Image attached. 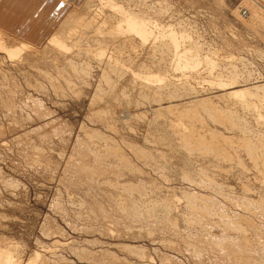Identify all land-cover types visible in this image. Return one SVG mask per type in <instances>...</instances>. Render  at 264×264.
<instances>
[{
  "label": "rangeland",
  "instance_id": "374dc122",
  "mask_svg": "<svg viewBox=\"0 0 264 264\" xmlns=\"http://www.w3.org/2000/svg\"><path fill=\"white\" fill-rule=\"evenodd\" d=\"M8 1H12V0H8ZM8 1L4 0V2H6V3H8ZM148 1H153V0H148ZM157 1L158 2H156V8L158 7L157 5L159 4L158 9L160 11L163 9L162 12H165V11H167V9H169V7H170V9H169L170 11H167V12L173 14L172 12L175 11L173 14V16L175 18L172 16V19H173L172 21L175 20L174 26H176V29H178L179 31L188 32L191 36V39L192 40L194 39L195 42H197V40H198L197 43L203 45L201 52H199L201 54V56L205 57V56L209 55L210 57H213L214 59L216 57L215 61L219 65V67L216 64L214 69H213L215 71L214 72L213 70H210L209 68H207L206 63H204L205 61H203L200 63L201 65H199L198 67L195 68L196 71H194L195 69L194 70L189 69L186 71L185 75L184 74L182 75V72H176L175 73L173 68L168 69L170 64H164V65H162V67L160 66L161 72H159V74L163 73L162 76L164 75V77L166 79L163 81V83L157 82V83H154L155 86L154 85H152V86L150 85L149 87L143 86V88H142L139 86V84L135 85L134 83L129 81L127 83L128 87L126 86L127 87L126 90L129 89L127 92H129V91L131 92L132 90L134 91V93H133V91L131 92V93H133L132 95L129 92V94L132 96V97L130 96V99H132L133 102H131V104L129 103L130 106L128 104H126L124 106L123 105L117 106L116 113H117V115H119L121 117V119H119L120 117L118 116L119 118H115V120L113 122V125L115 124L116 130H114V129L112 130L111 128H108V126H106L105 123L103 122L104 119L99 120L98 117H96V116H98V114L95 115V113H94L93 105L91 106V104H90L91 102L93 103L94 100H92V99L95 98L94 96H95L96 92L99 93V88H100L99 86L102 85L100 83V78L102 76L103 71H101L100 68L99 69L95 68L96 71L98 70L99 72L98 71L94 72V74H92V77H90V80L92 82L91 84L93 86H91V85L85 86L82 89L83 90L82 95L80 93L79 95H81V96H79V95L77 96V95H74V92H70L68 89L63 88V91H62V89H61L62 87H60L61 90L59 89L61 91V93L59 92V90L55 91V89L52 88L53 86H51V84H49L50 82L48 83L47 78H45L43 75L41 76L42 78H40V76H35V74L33 73L35 70H31L30 72H32V73L29 72V74H28L29 76L28 75L27 76L29 78L33 77L32 79L35 82V84L37 83L36 85H41V88H40L41 90H39L37 88L35 89V87H33V86L27 87V85L25 84V78L22 77L21 74L18 72L19 71L18 68L21 66H15V65H18L19 63L16 61H13L14 63H11L7 58H4L5 60L1 61V65L4 68H7L6 69L8 71L7 73L10 72L11 73V74L9 73L10 76L13 77V75H14V81H18V85L15 86L16 89L14 88V90H15L14 93L17 94L15 96V101L17 102L16 105L14 106L15 108L10 107L11 109H9V106L7 105L8 106L7 107L5 105V103L2 102V100L4 98L6 99L7 97L4 96L2 91H1L2 95H0V97L2 96L0 98V215H1L0 216V243H1L0 245L3 246V244H5V249H7V248H12V250L14 249L13 250L14 260L16 259V262L17 261L18 262L17 263L14 262L13 264H28V262H30L32 259H35V264H64V263L65 264H92V263L96 264L98 261L104 262L103 260H105V261L109 260L110 264H112V263L118 264L113 259V257H115L114 256L115 254H116V258H119L121 260L125 259L124 261H128L132 264H133V261L134 262L136 261L137 264H140V263H138L140 261L142 262V264H182V263L183 264H203V263L206 264L205 263L206 260L208 261L207 264H217V263L219 264V262L222 261L223 258H224V260H226L224 254H221L222 256L224 255L223 258L221 256V259H222L221 260L220 254H218L216 252L213 254L216 257H213L212 253L214 251L212 249L207 250L206 251L207 254L204 253L207 248L210 249V247H211L208 243H210V241L214 242V239H216V237H217L216 235H218L217 229L216 230L211 229V231L210 230L208 232L204 231L202 233L201 231L195 230L196 229V225H195L192 227L190 226L189 230H186V233H185V230H183V233H182V229L180 228V236H181L180 237L179 234L173 235L174 233L172 232V230L170 232H167V230H164L165 232L163 230L160 231L157 228L153 227V225L151 223H148V222H147V224L145 222H143L145 225L144 224L142 225V223L139 222V223H141L139 225V223H137L138 221H135V220H132L133 223L136 222L134 224L129 222V221H131L129 219H128V221H126L127 218L126 219L123 218V216H124L123 212H121L119 210V207H118V205H116V202H114V200H110L107 192H105L104 190L102 191V188L99 186L101 184V182L103 180H105L106 176H109V178H112L113 174L107 175L106 173H104L105 174L104 175L102 173L103 175L101 174V176H100L101 182H99L100 183L99 185L97 183L95 184L94 181L90 182L89 179H86V181H89L91 184L94 183V185H91V184L89 185V183L88 184L80 183V182L75 183L74 181L73 182L69 181L71 176L73 177V175L74 176L77 175L76 172L75 173L72 172L74 170L72 168H77L76 163L78 165V164H80V162L82 163V161H87V159H88L87 156L91 152L90 150H88V147L85 148L84 142H85V140H86V142L89 141L88 139H90V138H88L89 135H86V137H84V135L86 133H85V129H83V128H86L89 131H91V130L93 131L94 129L100 130L99 132H103V133L107 134L109 137L113 138L112 139L113 141L115 140L118 143L119 142L121 143L122 139H125L129 142H133V143L135 142V144L137 143V145H139V146L140 145L143 147L147 146V148L150 149V151H153V154L155 156H157L160 153V152H157L159 150L158 148H160V146H159L160 144L155 145L154 142H150L151 138L153 137L152 131H154V129H155L154 124L151 125L150 121L152 122L155 120L157 123L158 122L163 123L162 118H160V119L157 118L160 115V113L162 114V112H164L163 110H159L160 105H162V107L165 106V108H166V107H169V105H171L172 103L174 104L177 102V104L178 103H185L183 105L187 104L189 106V105H193L194 103H197L198 100L201 99V97L202 98L208 97L210 99L212 98L213 100H216V101H213V100L212 101L214 103L216 102V104H219L221 106H224V104L227 105L229 103L228 105H232V106L234 105L236 107H239L240 109L239 108L238 109L241 112H245L246 115H248L247 116L248 119L252 115L251 111L254 110V108H253L254 104H252V106H251V104L247 105V107H246L247 109L246 108L242 109L243 110L242 111L241 107H244L246 105L242 106L241 101H237V100L235 101V99H234V101H235V103H234L233 98H231V99L225 98L224 99L223 97H221V95L224 92L231 90L232 88H233V90L236 88L237 89L242 88L243 90H246L248 92V88L251 85H252V87H253V85L255 86L258 84H261V85L263 84V86H264V59H263L264 58V24H262V23H264L262 21V19H264L263 18L264 17V0H187V1L186 0H170V1L168 0V2H167V0L166 1L165 0L164 1L163 0H157ZM160 1L161 2L163 1L162 2V9H161V4H160L161 2ZM165 2L170 3V5L168 6V4H166ZM26 3H27L26 0H17V2L14 5L16 6L17 4H19V7H17V8L12 7L10 12L5 10L6 14L7 13L9 14V15H7L8 18L11 17L10 21H12L14 23L19 21L20 15H18V14H19V12L22 11L23 8L26 7ZM74 3H72V4H74V7H76L78 5H81L83 3V0L79 1V2L75 1ZM134 4L138 7L140 6V3L138 1H136ZM163 5H165L166 8ZM171 6H173V7H171ZM253 6H254V8H253ZM9 8H10V5L6 9L9 10ZM94 8H96V7H94ZM94 8L93 7L92 8L91 7H85L83 4V6H81L77 10V13L80 14V16L84 17L83 20H85V22L89 21L92 24L97 23L96 24V26H97L98 24H101L105 19H107L108 15H109V13H108L109 11L107 9H103V8L101 9L99 7L95 10H94ZM134 8H135V6H134ZM14 10H17V12H14ZM252 10H254V11L256 10V13L254 16L255 17L254 21H252L249 18V15L251 14L250 12ZM67 12L62 17V19H64L66 17ZM180 15H181V17H180ZM259 16L262 17V19L260 18L261 21L256 19V17L258 18ZM178 17H179V20L177 19ZM8 21H6V22H8ZM251 21H252V23H251ZM253 22H255V23H253ZM0 23H2V22H0ZM59 23H60V21H59ZM59 23L55 26V28L52 30V32L50 34H52L54 32V30H56L57 27H59ZM9 24H10V27H12V23H9ZM86 32H87V35H85V38H84V42H85L84 47L85 48L89 47V48H91V50L95 51L96 45L94 44L93 40L89 38L90 36H93L95 31L91 32V30L90 31L88 30V31H85L84 33H86ZM81 34H77V35H81V36L84 35L83 33H81ZM37 38H39V37L37 36ZM46 38H44L43 41L41 43H39L40 47H38V49H39L38 52L36 50H34V52H35L34 55L36 57H32V58H35L34 59L35 61H33V63L34 64L36 63L37 65L41 66L42 68L45 67V69L50 71V72L54 71L53 73H55L54 66L49 67V64H47L48 60L46 58L44 59V57H42V56H52L51 55L52 54L51 49L49 47H46L47 46L45 44ZM84 47L82 49L83 51L85 50ZM77 49L72 48L73 53H75L74 51H76ZM79 49H80V47H79ZM118 49L123 50V51L127 50L126 46H124V45L119 46L117 44L116 45L113 44L112 46L109 45V47L107 48V51L113 52V51L118 50ZM41 50L43 53H39ZM166 50L167 49H165V51ZM163 53L166 54L167 56L170 53V57L174 56L173 55L174 53L171 54V52L168 53V51H166V53L165 52H163ZM163 53H162V55L156 54V56H153V57L149 56L146 53H143L148 58L150 57L149 59L147 58L149 61L146 59V61H145L146 64L150 63V65H151L154 62L153 63V65H154V64H156L157 60L162 61L161 60L162 58L160 56H165L167 58V56L164 55ZM160 54H161V52H160ZM80 55L81 54H79L78 56H80ZM174 57L172 58L173 60L171 59L172 62L175 60ZM78 58L80 60L82 59V61H85V57H83L82 55ZM152 58H153V60H152ZM42 59H44V61ZM239 59L243 60V61L241 62ZM25 62H26V60H25ZM231 66H233L232 67L233 70H232ZM204 68H205V70H204ZM30 69H32V68H30ZM235 70L237 73L240 72L237 76L238 79L240 80V81L237 80L238 83L235 84L233 81L230 82V86L226 87L227 89H225V90L223 89L224 87L222 88V87H219L218 85H214L215 87L213 86L211 81H213L215 79H216V81L220 80V79L225 81V78L227 80H229L230 79L229 77L231 75L230 72L233 71V73H234ZM201 71H203V72H201ZM218 72H220V73H218ZM196 73H198L199 75ZM189 75H191V76H189ZM34 77L37 78V80ZM213 77H215V78H213ZM245 78H246V80H245ZM186 79H188V80H186ZM8 80H10V79H8ZM39 80L42 82V84ZM170 80H172V81H170ZM173 80H174V82H173ZM203 81H204V83H203ZM99 83L101 85H99ZM182 83H183V85L181 86ZM44 84H45V86L43 88L42 85H44ZM131 84L132 85L134 84V85L131 86ZM158 84H160V88H158L159 87ZM184 84H186V87H184ZM188 84L191 87L197 89L198 93H191L189 95H184L186 93L185 90H187L186 88H187ZM231 84H232V86H231ZM247 84H249V85H247ZM129 85H130V87H129ZM132 87L135 89H131ZM144 87H145V90H144ZM252 87H250V88H252ZM46 88H48V89H46ZM140 88H142V89H140ZM153 88L155 91L153 90ZM156 88H157V91H156ZM172 90H173V92H171ZM144 91H145V93H143ZM39 92H41V93H39ZM63 92H65V93H63ZM102 92H103V90H102ZM102 92L100 90V93H102ZM153 92L155 93V95L153 94ZM176 92L178 94H176ZM142 93L144 94V97H142L143 96ZM147 93H149V94H147ZM255 93L260 94L261 97L258 99L259 101L257 100V98H255L256 96L252 97V94H249V93H248V96L245 97L244 99L248 102L251 101L252 103L254 101L256 103L255 109H257V112H259V110H261V109L263 111L264 110V108H263L264 107V96H263L264 91L263 92L262 91H255ZM146 94L150 96V97L146 96L148 98V100H147V98H145ZM157 94L158 95L160 94V97ZM92 95H94V96H92ZM167 95L169 97L171 95V97H170L171 99L168 98ZM180 95L181 96L183 95V96L181 97ZM249 95L251 97L250 98L251 100L249 99ZM91 97H94V98H91ZM153 98H155V99H153ZM157 98H159V100ZM145 100H147V101H145ZM172 100H174V101L172 102ZM255 100H257L258 102H256ZM141 101H144V102H141ZM190 101H191V104H190ZM230 101H231V103H230ZM260 101H262V102L259 103ZM140 102H141V104H140ZM236 102H237V104H236ZM262 103H263V107H260ZM114 104L116 106V105H118V102L115 100ZM158 106H159V108H158ZM92 107H93V109H92ZM6 108H8L9 110ZM250 108H251V111L249 110ZM121 110H123V111H121ZM257 112H255V113H257ZM126 113L129 114L130 116L127 115ZM152 115H154V116H152ZM126 116H129L130 118L131 117L132 118L129 119V117H127L128 118L127 119ZM253 117H254V119L252 117H251L252 120L250 119L251 122L253 121L251 124L254 125L256 123V121L257 122L259 121L258 123H256L254 125V127L257 126L256 128H260V129L262 128V131H264L263 130L264 120L261 119L263 121L262 122L260 120H257V118H255V116H253ZM117 119L121 120V122L118 121ZM142 119H144V120H142ZM125 120L129 121V122L126 123ZM130 122H131L132 126H134V127H132L131 124L129 125ZM147 122H149V123H147ZM176 122L181 123L182 120L179 119V121H176ZM123 123H125V124H123ZM182 123L183 124H181V125H183L184 129H188L189 127H191V126L187 125V124H189L188 121H183ZM45 125H46V127H45ZM196 125L199 126V130L202 129V127H200V125H198V124H196ZM129 126H130V128H129ZM150 126H151V129H150ZM152 127H154V128L152 129ZM185 127H187V128H185ZM206 128L207 127L203 128L204 130L203 131L201 130V132H203L205 134H209V133H207V132H209L208 128L207 129ZM117 129H118V131H117ZM131 129H132V131H131ZM85 138H87V139H85ZM145 138H147V139L149 138L148 140L147 139L146 140L149 141L150 143L147 142L145 140ZM91 140L92 139H90V141ZM92 143L93 142L91 141L90 144H92ZM94 145L95 144L93 143L91 147L95 148V150L100 148V147H96V145L95 146ZM113 146H115V145H113ZM33 147H35V148H33ZM39 147L41 148V151H40ZM103 147H101V148H103ZM105 147H108V146H105ZM105 147H104V149L110 148V146L108 148H105ZM118 147H120V144H118ZM104 149H102V151ZM118 150L119 151L114 150V153L116 154L117 152H120V153L124 152V153H126V155L134 157L133 154L131 153V150H129V149L121 148ZM109 151H112V149H109ZM159 151H161V150H159ZM110 153L113 154V151ZM156 153H158V154H156ZM160 157L163 158L161 155H160ZM152 158H154V156H152ZM138 161L139 160L136 159L137 164L141 168H145V170H147L149 172V175H147L148 178H151L152 181L155 180L154 182H155V184L158 183L157 185L159 188L161 187L162 184H164L163 186L164 187L167 186L166 188H169V186L172 188L175 187L174 189H172L174 192L177 190H181L180 192H183L185 190L205 192L207 194L215 196L217 199L219 198L223 202L225 201V203H228L229 204L228 210L231 208L230 211H232V212L234 210H237V208H238V207H236V205L231 204V203H233V201L230 203V201H228L230 198L224 197L223 196L224 194L221 192H218V194H221L222 197H221V195L220 196L215 195L214 192L211 190H208L205 188H203V190H201L199 185H198V187H196L197 185L194 183H190V182L187 183V182H182V181H173L172 180L173 178L171 176H169L170 179L166 178L164 176H163L164 179H162L161 178L162 175H160L159 171L156 170L154 168V166H152V165L151 166H144L143 165L144 163L142 160L139 162ZM70 163H72V164H70ZM204 163L205 162H203V164ZM97 164L98 163L96 162L95 165H97ZM71 166H72V168H71ZM211 168H213V173L215 171H216L215 173L218 172L217 174H215V173L214 174L218 177V178L216 177V179L220 180L219 182L224 183L225 187H227V185H228L227 188H229V186L231 185L230 188L232 189V193H231L232 196L234 195L233 192H235L236 194H239V195L242 193V191H241L242 182L241 181L246 182V180H247L251 183H254L255 185H258L257 184L258 181H256L257 177L255 176V174H257V173H255L256 170H254L253 168H250L251 171L253 170L252 172L246 171V176H244L245 178L243 177L240 180H239L240 176H237L236 171H235L236 169L234 170L233 167L231 168L232 173H230V175H227L226 173L221 174V172L219 171L220 169L216 170V167L214 168L211 166ZM70 169L72 171H70ZM116 169H117V167H116ZM118 169L116 170L117 175L120 172ZM211 171H212V169H211ZM107 173H109V171ZM247 175L249 177L248 179H246ZM119 176L117 178H119V179L121 178L124 180V176L123 177H119ZM142 178H144V176ZM254 178H256V179H254ZM73 183H75V184L73 185ZM92 186H94V188H92ZM178 186L181 188H178ZM88 189H90L91 191L94 190V192H92V194H90V195L85 193V192H88ZM169 189H171V188H169ZM182 189H183V191H182ZM233 189H234V191H233ZM177 192H178V194L180 193L179 191H177ZM253 192H255V191H253ZM131 197H132V195L129 198L131 199ZM223 197H224V199H223ZM255 197L257 198V195ZM80 198H81V200H80ZM226 198H229V199L226 200ZM82 200H84V202L85 201L86 202L84 203ZM96 200L97 201L99 200V202H101V203H99V202H98L99 204L97 202L95 203ZM55 201L58 203H56ZM107 203L109 204L108 206H107ZM100 204L101 205L103 204V207L99 206ZM91 207H92V209H91ZM99 207L103 208V209H100ZM100 210H102L103 212ZM112 210H114V213ZM93 211H97L96 214L98 215V218H97L96 214L93 215L94 214ZM102 213H103V215H102ZM107 213H109V214H107ZM261 213H264V212H261ZM261 215H263V218ZM261 215H259V218H258V216H256L255 221L257 224L259 223V225L261 227H263L264 226V220H263L264 214H261ZM114 216H116V218ZM102 217H103V219H102ZM110 217H111V219H110ZM113 217L115 219H113ZM260 217H261V219H260ZM105 218H107V219H105ZM117 218H119V220L123 219L124 225L122 223V220L119 222V221H117L118 220ZM90 221H91V223H90ZM150 224L152 225L151 227H150ZM126 225L128 227L132 226V228L131 227L128 228ZM124 226L126 229L124 228ZM145 226L147 227V229ZM90 227H92L93 229H96V230L95 231L90 230ZM58 228H60V229H58ZM142 228H144L146 231H144V229H142ZM137 229L141 230L142 232H139V230H137ZM150 229L153 232L150 231ZM119 230H121V231L119 232ZM123 230L125 231L124 234H122ZM59 232H61V233H59ZM129 232H131V233L135 232V233L131 234ZM138 232L141 234H139ZM146 232L148 234L147 236H146ZM210 232L211 233L213 232V233L211 234ZM143 233H145V234L142 235ZM187 233H189L188 236L189 235H191V236H189V237L186 236ZM204 233H207V234H204ZM47 234H49V235H47ZM201 234H202V237L200 236ZM197 236H198V240L195 239V238H197ZM182 237H183V240L181 239ZM187 237L190 239L186 240ZM199 237H200V239H199ZM192 238H194L197 242L199 241L198 243L203 242L204 244H208V245L205 246L204 244H198L196 241L194 242V239H192ZM206 238H208V239H206ZM85 239H87V240L91 239V241H89L90 243H88ZM93 239H95V241L92 242ZM97 239H99V242ZM257 239L258 238H256V241L258 242L259 239L258 240ZM169 240H172V241H169ZM174 241H175V243H179V244H175V248L173 249L172 246H170V245L172 243L174 244ZM183 241H186V243L184 244ZM206 241H207V243H206ZM167 242L169 243L168 245H167ZM188 242L192 243L193 245L195 244L193 246L194 248L195 247L197 248V249L195 248V251L196 250H197V252L199 251V253L195 254V256L198 257V255H199L201 257L199 259L202 262L199 261V259H197L195 256H194L195 257V259H194V257H193L194 254H192L194 249L192 248V244L190 245V243H189V245H187ZM93 243H95V244H93ZM120 243H122V244L128 243L130 245L134 244V245H139L141 247L143 246V248H145V251H146V249L148 250L147 252L149 254L147 253V255H149V256L147 258H144V259H141V258L138 259V257H135L134 255L129 256V254H127L126 251H123L121 249V247L118 245ZM176 245H179V246L177 247ZM202 245H204L206 248H204V246H202ZM185 246H188V247L190 246L191 249L190 248L189 249L192 251H189V249L187 250V248ZM83 248H87L88 252L82 251L81 249H83ZM183 248H185V250ZM73 249H75V250H73ZM100 249L103 252L106 251L104 253H107V254H105V256H103L104 253L101 252ZM198 249H200V250H198ZM186 250H187V252H185ZM75 251H77V252H75ZM195 251H194V253H196ZM208 251H210L211 256L208 255L209 254ZM259 251L258 250L252 251L251 252L253 255L252 258H253V260H257V262H259L258 260H260L261 262H264V253H263V251L262 252L260 251L261 253ZM180 252H182V253H180ZM200 252H201V254H204V258L200 254ZM257 252L261 255H257L258 254ZM190 253H191V255H189ZM255 253H257V254H255ZM38 254H39V256H38ZM215 254H217V255H215ZM206 255H208L207 256L208 259L205 258ZM104 257H105V259H104ZM166 259H168V260H166ZM203 259H206V260H203ZM218 259H220V260H218ZM91 260H93V262ZM94 260H96V261H94ZM195 260H197V261H195ZM224 260L222 261L223 262L222 264H229L227 262H224ZM99 262L97 264L101 263V262L100 263ZM105 264H107V262H105ZM220 264H221V262H220ZM234 264H239V263H234Z\"/></svg>",
  "mask_w": 264,
  "mask_h": 264
},
{
  "label": "bare ground",
  "instance_id": "6f19581e",
  "mask_svg": "<svg viewBox=\"0 0 264 264\" xmlns=\"http://www.w3.org/2000/svg\"><path fill=\"white\" fill-rule=\"evenodd\" d=\"M136 1H138L140 3L139 7L134 4ZM156 2H158V1L157 0H153V1H148V0H83V3L81 5L76 6V7H74L75 3L72 4L73 6L67 12L66 17L60 21L59 27H57V29L54 30V32L52 34H50L46 38V41H45V44L47 45L46 47H49L51 49L52 54L51 53L50 54L52 56H42V57H44V59L46 58L48 60L47 64H49V67L54 66L55 73H53L54 72L53 70H52L53 72H50V71L46 70L45 67L42 68L41 66L37 65L36 63L35 64L33 63V61H35L34 60L35 58H32V57H36L34 55L35 54L34 50H36L38 52V50H39L38 47H40L38 40H35V38L33 36L32 37H30V36L25 37L22 34L20 36L16 35L14 33V30L12 29V27H10V24H8L10 21L7 22V25L0 23V95H2V92H3L4 96L7 97L6 99L5 98L3 100L1 99L2 102H4L6 106L8 105L9 109H11L10 107L15 108L14 106L17 103L15 101V96L17 94L14 93L15 92L14 88H15V86L18 85V81H14V75L12 74L13 77L10 76L9 75L10 72L7 73L8 72L6 70L7 68H4L1 65V61L5 60L4 58H7L11 63H14L13 61H16L19 63L18 65H15V66H21L18 68V70H19L18 72L21 74L22 77L25 78V84L27 85V87L33 86V87H35V89L37 88V89L41 90L40 89L41 85H36L37 83L35 84V82L32 79L33 77H30V78L28 77L29 72L31 70H35L33 72L35 74V76H40V78H42L41 76L43 75L45 78H47L48 83L50 82L49 84H51V86H53L52 88L55 89V91L59 90L60 87H62L61 88L62 91H63V88H65V89H68L70 92H74V95H77V96L80 93L82 95V91H83L82 89L85 86H90V85L93 86L91 84L92 82L90 80V77H92V74H94V72L98 71V70L96 71L95 68H98V69L100 68L101 71H103L102 76L100 78V83L102 85L99 83V85H101V86H99L100 87L99 93L96 92L95 96L92 95L95 98L91 97V98H94V99H92L94 101H93V103L91 102L90 104H91V106L93 105V107H94L95 115L98 114V116H96V117H98L99 120L104 119L103 122L105 123L106 126H108V128H111L112 130L113 129L116 130L115 124L113 125V122H114L115 118L120 117L116 113L117 106H119V105L124 106L126 104H128L130 106L131 102H133V100L130 99V96L134 93V91L132 90L133 93H131L132 91L131 92L129 91L131 93V95H130L129 92H127L129 89L126 90V88L128 87L127 83L129 81H131L135 85L139 84V86L142 88H143V86H145V87L146 86L149 87L150 85L155 86L154 83H157V82L163 83V81L166 79H165L164 75L162 76L163 73L159 74V72H161L160 66L162 67V65H164V64H170L168 69L173 68L175 73L176 72H182V75L183 74L185 75L186 71L189 69L194 70L196 67L201 65L200 63L203 61H205L204 63H206L207 68H209L210 70H213L215 65L217 64L215 61L216 57H215V59L213 57H210L209 55L202 57L199 52H201L203 45L198 44L197 43L198 40H197V42H195L194 39L192 40L191 36L188 32L179 31L178 29H176V26H174L175 20L172 21L173 20L172 16H173L175 11L172 12L173 14L167 12V11H170L169 10L170 7H169V9H167V11L162 12L163 11L162 2L160 1L161 2L160 3L161 9H162L161 11L158 9L159 4L157 5L158 7L156 8ZM167 2H168V0H167ZM167 2H165V3L168 4V6H169L170 3H167ZM83 4L85 7H91V8L96 7V8H94V10L97 9L98 7L101 9L102 8L107 9L109 11L108 12L109 15H108L107 19H105L101 24H98L97 26H96L97 23L92 24L89 21L85 22V20H83L84 17L80 16V14L77 13V10L81 6H83ZM165 5H163V6L165 7ZM8 6L9 5L6 2H4L3 0L0 2V10L3 9V11H5V9L8 8ZM134 6H135V8H134ZM171 7H173V6H171ZM253 8H254V6H253ZM250 13L251 14L249 15V18L252 21H254V19H255L254 16H255L256 10L255 11L252 10ZM180 17H181V15H180ZM260 18L262 19L261 16H259L258 18L256 17V19H258V20H260ZM177 19L179 20V17ZM252 21H251V23H252ZM262 21L264 22V19H262ZM253 23H255V22H253ZM262 24H264V23H262ZM10 29H12V30H10ZM88 30L89 31L91 30V32L95 31L93 36L89 37L90 39L93 40L94 44L96 45L95 51L91 50V48H89V47L88 48L84 47L85 46L84 45V43H85L84 38H85V35H87V32L86 33H84V32L88 31ZM81 33H83L84 35L81 36L82 35ZM77 34H81V35H77ZM113 44H115V45L117 44L119 46L124 45V46H126L127 50L123 51V50L118 49V50H115L113 52H108L107 48L109 47V45L112 46ZM79 47H80V49H79ZM83 47L85 48L84 51L82 50ZM72 48H74V49L78 48V49L76 51H74L75 53H73ZM165 49H167L166 51H168V53L169 52H171V54L174 53L173 55L175 57L174 56L170 57V53L168 54V56L166 54H164L163 52L166 53ZM160 52H161V54H160ZM39 53H43L42 50ZM143 53H146L152 57L156 56V54L162 55V53H163L164 55L167 56V58L165 56H160L162 58L161 59L162 61L157 60L156 64H154V65H153L154 62L152 63L150 61L152 63L150 65V63L146 64L145 61L148 57L146 55H144ZM79 54H81L83 57H85V61H82V59L80 60L78 58L81 56V55L78 56ZM173 57L175 60L172 62L171 59ZM44 59H42V60L44 61ZM25 60H26V62H25ZM152 60H153V58H152ZM240 61L242 62L243 60H240ZM218 67H219V65H218ZM232 67L233 66H231V68ZM30 68H32V69H30ZM205 68H204V70H205ZM232 70H233V68H232ZM194 71H196V69ZM201 72H203V71H201ZM235 72H236V70H235ZM235 72L234 73H233V71L230 72L231 75L229 77L230 78L229 80H227L225 78V81H224V80H221L219 78L220 80L216 81V79H215V80H213L214 82L211 81L213 86L218 85L219 87H222V88L224 87L223 89L225 90V89H227L226 87L230 86V82L233 81L235 84L238 83V81H240V80L238 79L237 76L240 72L239 73H237V72L235 73ZM30 73H32V72H30ZM218 73H220V72H218ZM196 74H198V73H196ZM191 75H189V76H191ZM213 78H215V77H213ZM8 79H10V80H8ZM35 79L37 80V78H35ZM186 80H188V79H186ZM245 80H246V78H245ZM170 81H172V80H170ZM173 82H174V80H173ZM203 83H204V81H203ZM41 84H42V82H41ZM186 84H184V87H186ZM133 85L131 84V86H133ZM182 85H183V83L181 84V86ZM247 85H249V84H247ZM42 86L44 88L45 84ZM158 86L157 87L160 88V84H158ZM231 86H232V84H231ZM129 87H130V85H129ZM145 87H144V90H145ZM250 87H252V85L249 86L248 92L246 90H243L242 88L237 89L235 87L236 89H234V90L232 88L231 90L224 92L221 95V97H223L224 99L225 98L226 99L233 98L234 103L236 100L241 101L242 106L246 105L244 107H241V110L245 109L247 107V105L251 104V106H252V104H254V107H253L254 110L251 111V108L249 109L252 112L251 117L254 119L253 116H255V118H257V120L262 121L261 119L264 120V113H263L264 110L262 111V109H261V110H259V112H257V109H255L256 103L254 101H253V103L251 101L248 102L244 98L247 97L248 93H249V94H252V97L256 96L255 98H257V100H258L261 96L259 93L258 94L255 93V91H262L263 92L264 86H263V84L262 85L258 84L255 86L253 85L252 88H250ZM142 88H140V89H142ZM46 89H48V88H46ZM131 89H135V88L132 87ZM186 89L189 92L187 90H185L186 93L187 92L188 93L187 94L185 93L184 95H189L191 93H198V90L191 87L189 84H188ZM60 90H59V92L61 93ZM100 90H101V92L103 90V92L100 93ZM153 90H154V88H153ZM156 91H157V88H156ZM171 92H173V90ZM39 93H41V92H39ZM63 93H65V92H63ZM143 93H145V91ZM147 94H149V93H147ZM147 94L145 95V98H147L146 96H149ZM153 94L155 95L154 92H153ZM176 94H178V93L176 92ZM81 95H79V96H81ZM168 95H167V97L170 98L171 95H170V97ZM158 96L160 97V94ZM263 96H264V93H263ZM142 97H144V94ZM155 98H153V99H155ZM250 98L251 97L249 95V99ZM157 99L159 100V98H157ZM234 99H235V101H234ZM115 100L118 102V105H116V106L114 104ZM147 100H148V98H147ZM147 100H145V101H147ZM212 100H213L212 98L210 99L208 97L207 98L201 97V99L198 100L197 103H194L193 105H189V106L187 104H186L187 106L183 105L185 103H178L177 104V102H176L173 104L172 102L174 100H172V102H171L172 104L169 105V107L165 108V106L162 107V105H160V108H159V106H158L159 110H163L164 112H162V114L160 113V115L158 117L157 116L156 117L159 119L162 118L163 123L162 122L157 123L155 120L152 122L150 121L151 125L154 124V127H155L154 131H152L153 137L151 138L150 142H154L155 145L160 144L159 145L160 148H158V149L161 151H159L157 149L158 150L157 152H160L159 155H157L158 157L155 156L153 154V151H150V149H148L147 146H145V147H143L141 145L139 146V145H137V143L135 144V142L134 143L129 142L125 139H122V142L118 143L115 140L113 141L112 140L113 138L109 137L107 134H105L103 132H99L100 130L94 129L93 131L92 130L89 131L88 129L83 128V129H85V133H86L84 135V137H86V135H89L88 138L92 139L91 141L96 145V147H100V148L95 150V148L91 147L93 143L90 144V142H91L90 139H88L90 142L89 141L86 142V140H85V142L83 141L85 143V148L88 147V150H90L91 152L87 156L88 157L87 161H82V163L80 162V164H78V165L74 161L76 163L77 168H72V166H71V168L74 170L72 171L70 169V171H72L74 173L76 172L77 175L76 176L73 175V177L71 176L69 181L70 182L74 181L75 183L76 182L86 183V184L89 183V185L91 184L90 182L94 181L95 184L97 183L99 185L100 184L99 182H101L100 176L102 173L103 174L106 173L107 175L113 174L112 178H109V176H106L105 180H103L99 186L102 188V191L104 190L105 192H107L110 200H114V202H116V205H118L119 210L121 212H123V215H124L123 218L124 219L127 218L126 221H128V219H129V220H131L129 222L133 223L132 220H135V221H138L137 223L141 222L142 225L144 224L143 222H145L146 224L148 222V223H151L153 225V227L157 228L160 231L161 230H163V231L167 230V232H170L172 230V232L174 233V234L172 233L173 235L179 234V236H180V228L182 229V233H183V230H185V233H186V230H189L190 226L192 227L195 225H196L195 230L201 231L202 233L204 231L205 232H208L209 230L211 231V229H214V230L217 229L218 235H216L217 236L216 239H214L212 237L214 239V242L212 241L213 242L212 243L210 241L211 244L208 243L211 247H210V249L207 248L205 250V252H204L205 254H207L206 253L207 250L212 249L214 251L212 253V255L216 252V253L220 254V259H221V256H222L221 254H224L226 260H224V258H223L224 255L222 256V258H223L224 262H227L229 264H234V263L264 264V262H261L260 260H258L259 262H257V260H253V258H252L253 255L251 253L252 251H257V250L258 251L260 250L261 252L263 251V253H264V229H263L264 226L261 227L259 225V223L257 224L255 221L256 216H258V218H259V215L264 214V213H261V212H264V131H262V128L261 129L256 128L257 126L254 127V125L256 123H258L259 121L258 122L256 121V123L254 122L255 123L254 125L251 124L253 122V121L251 122V120H252L251 117H249V119H248L247 118L248 115H246L245 112H241L239 110L240 109L239 107H236L234 105L233 106L228 105L229 103L227 105L224 104V106H221L219 104H216V102L215 103L213 102L216 100H213V101ZM257 100H255V101L258 102L259 100L258 101ZM141 102H144V101H141ZM141 102H140V104H141ZM261 102L262 101H260L259 103H261ZM230 103H231V101H230ZM190 104H191V101H190ZM236 104H237V102H236ZM93 107H92V109H93ZM260 107H263V103L261 104ZM6 109H8V108H6ZM121 111H123V110H121ZM255 112H257V113H255ZM127 115H129V114H127ZM129 116H126V118ZM152 116H154V115H152ZM131 118L129 117V119H131ZM119 119H121V117ZM179 119H181L182 122L188 121L189 124H187V125L191 126V127H189L188 129H184L183 125H181V124H183L182 122L181 123L176 122V121H179ZM142 120H144V119H142ZM118 121L121 122V120H118ZM127 122H129V121H126V123ZM147 123H149V122H147ZM123 124H125V123H123ZM130 124H131V122L129 123V125ZM196 124H198V125H200V127H202V129H201L202 131L204 130L203 128L207 127L208 131H209L207 133H209V134H205V133L201 132V130H199V126H197ZM263 125H264V123H263ZM131 126H132V124H131ZM45 127H46V125H45ZM132 127H134V126H132ZM154 127H152V129ZM129 128H130V126H129ZM185 128H187V127H185ZM118 129H117V131H118ZM150 129H151V126H150ZM263 130H264V126H263ZM131 131H132V129H131ZM85 139H87V138H85ZM146 139L147 138H145V140ZM147 142H149V141H147ZM118 144H120V147H118ZM113 145H115L116 147ZM103 146L104 147L110 146V148L105 147L108 149H104ZM101 147H103V148H101ZM33 148H35V147H33ZM121 148L131 150V153L133 154L134 157L126 155V153H124V152H122V153L117 152L116 154L114 153V150L119 151L118 149H121ZM102 149H104V150L102 151ZM109 149H112L113 154L110 153L112 151H109ZM40 151H41V148H40ZM156 154H158V153H156ZM160 155L163 158H161ZM152 156H154V158H152ZM136 159L139 161L142 160L144 163V164L143 163L142 164L144 166H151V165L154 166V168L159 171L160 175H162L161 176L162 179H164V177L169 178V176H171L173 178V179L171 178L173 181H182V182H187V183H189V182L194 183L197 185L196 187H198V185H199L201 190H203V188L211 190L214 192L215 195L220 196L221 194H218V192H221L224 194L223 195L224 197H229L231 199L230 200L229 198H226V200L229 199L228 201H230V203L233 201V203H231V204L236 205V207H238V208H237V210H234L232 212V211H230L231 208L228 210V205H229L228 203H225V201L223 202L219 198L217 199L215 196H212V195L207 194L205 192L187 191V190L183 191V189H184L183 188L182 189L183 192H180L181 190H177L181 193V194L179 193L180 194L179 195L177 191L174 192L172 190L175 188L174 186H173L174 188L169 186V188H171V189H169V188H166L167 186L164 187L163 186L164 184H162L161 182L160 183L162 185L159 188L157 185L158 183L155 184V182H154L155 180L152 181L151 178H148L147 175H149V172L147 170H145V168H141L137 164ZM96 162L98 163L97 165H95ZM203 162H205L206 164L205 163L203 164ZM70 164H72V163H70ZM211 166L214 168L216 167V170L220 169L219 171L221 172V174L226 173L227 175H230V173H232L231 168L233 167L234 170L236 169L235 171H236L237 176H240L239 180L241 178H243L244 176H246V171H251L250 168H253L254 170H256L255 173H257V174H255V176L257 177L256 181H258L257 182L258 185H255L254 183H251L247 180H246V182L241 181L242 182V189H241L242 193L239 195V194H236L235 192H233L234 195L232 196L231 195L232 189L230 188L231 185L229 186V188H227L228 185H227V187H225L224 183L219 182L220 180L216 179L217 176L215 175L218 172L215 173L216 171L214 170L215 171L214 172L215 174H214L213 168H211ZM116 167H117V169L119 168L118 170L120 171L118 173V175H117ZM211 169H212V171H211ZM106 171L107 172L109 171V173H107ZM118 176L119 177L124 176V180L121 178L120 179L117 178ZM143 176H144V178H142ZM248 178L249 177L247 175L246 179H248ZM86 179H89L90 182L86 181ZM254 179H256V178H254ZM75 183H73V185ZM94 183L91 185H94ZM92 188H94V186H92ZM178 188H181V187L178 186ZM233 191H234V189H233ZM253 191H255V192H253ZM92 192H94V190L91 191L90 189H88V192H85V193L90 195V194H92ZM131 195H132V197L130 199L129 197ZM256 195H257V198L255 197ZM221 197H222V195H221ZM224 197H223V199H224ZM80 200H81V198H80ZM82 201L84 202V200H82ZM96 202L98 203L99 200L98 201L96 200L95 203ZM56 203H58V202H56ZM99 203H101V202H99ZM108 205L109 204L107 203V206ZM99 206L103 207V204L102 205L100 204ZM91 209H92V207H91ZM100 209H103V208H100ZM100 211H102V210H100ZM112 211L114 213V210H112ZM96 212L97 211H93V213H94L93 215H95ZM107 214H109V213H107ZM102 215H103V213H102ZM96 216L98 218L97 214H96ZM261 216L263 218V215H261ZM114 217L116 218V216H114ZM114 217H113V219H115ZM102 219H103V217H102ZM105 219H107V218H105ZM110 219H111V217H110ZM117 219L116 220L119 222L122 220V223L124 225L123 219H121V220H119V218H117ZM260 219H261V217H260ZM90 223H91V221H90ZM134 223H136V222H134ZM141 223H139V225ZM151 224H150V227L152 226ZM129 227L132 228V226H129ZM124 228H125V226H124ZM58 229H60V228H58ZM142 229H144V228H142ZM146 229H147V227H146ZM90 230L95 231L96 229H93L92 227H90ZM137 230H139V229H137ZM120 231L121 230H119V232ZM144 231H146V230L144 229ZM150 231H152V230L150 229ZM139 232H142V231L139 230ZM59 233H61V232H59ZM124 233H125V231L123 230L122 234H124ZM129 233H131V232H129ZM132 233H135V232H132ZM139 234H141V233H139ZM144 234L145 233H143L142 235H144ZM188 234L189 233H187L186 236H188ZM204 234H207V233H204ZM47 235H49V234H47ZM147 235L148 234L146 232V236ZM189 236H191V235H189ZM200 236L202 237V234ZM188 237L186 238V240L190 239ZM194 238H192V239H194ZM256 238L259 239L258 242L256 241ZM181 239L183 240V237ZM195 239L198 240V236ZM195 239H194V242L196 241ZM199 239H200V237H199ZM206 239H208V238H206ZM85 240L88 243H90L89 241H91V239L90 240L85 239ZM97 240L99 242V239H97ZM93 241H95V239H93L92 242ZM169 241H172V240H169ZM207 241H206V243H207ZM183 242H184V244L186 243V241H183ZM189 243L190 242H188L187 245H189ZM93 244H95V243H93ZM168 244L169 243L167 242V245ZM175 244H179V243H175V241H174V244L172 243L170 246H172V248L174 249ZM191 244L192 243H190V245ZM198 244H204V243L200 242ZM208 244H204V245L206 246ZM118 245L121 247V249L123 251H126L127 254H129V256L134 255L135 257H138V259L139 258L144 259V258H147L149 256V255H147L148 250L146 249V251H145V248H143V246L141 247L139 245H134V244L130 245L128 243L127 244L120 243ZM194 245L192 244V248L195 251L196 247L194 248L193 247ZM204 245H202V246H204ZM176 246L178 247L179 245H176ZM205 246H204V248H206ZM185 247L187 248V250L189 248L191 249L190 246L189 247L185 246ZM183 249L185 250V248H183ZM190 249H189V251H192ZM13 250H12V248L5 249V244H3V246L0 245V264H13L14 262L15 263L18 262V261L16 262V259L14 260ZM73 250H75V249H73ZM81 250L87 251L88 249L83 248ZM187 250L185 252H187ZM198 250H200V249H198ZM194 251L192 252V254H194L193 257L195 256V254L199 253V251L197 252V250L195 251L196 253H194ZM75 252H77V251H75ZM101 252H103V251L101 250ZM104 252H106V251H104ZM208 252H209L208 255H210L211 254L210 251H208ZM180 253H182V252H180ZM257 253H255V254H257ZM105 254H107V253H104L103 256H105ZM200 254H201V252H200ZM189 255H191V253ZM201 255L204 258V254H201ZM208 255H206L205 258L208 259V257H207ZM215 255H217V254H215ZM257 255H261V254L258 253ZM38 256H39V254H38ZM114 256L115 257H113V259L118 264H132L128 261H124L125 259L121 260L119 258H116V254ZM195 257H194V259H195ZM213 257H216V256L213 255ZM196 258L199 259L201 257L198 255V257H196ZM104 259H105V257H104ZM220 259H218V260H220ZM166 260H168V259H166ZM203 260H206V259H203ZM91 261L93 262V260H91ZM94 261H96V260H94ZM103 261L104 262L100 261L101 263L99 261L98 262L100 264H105V262H107V264H110L109 260H108L109 262L105 261V260H103ZM195 261H197V260H195ZM199 261H201V260L199 259ZM222 261H220L221 264L223 263ZM207 262L208 261L206 260L205 263L207 264ZM220 262H219V264H220ZM138 263L142 264L141 261ZM28 264H35V259H32L30 262H28ZM112 264H115V263H112ZM133 264H137L136 261L135 262L133 261Z\"/></svg>",
  "mask_w": 264,
  "mask_h": 264
},
{
  "label": "crops",
  "instance_id": "0c3cea01",
  "mask_svg": "<svg viewBox=\"0 0 264 264\" xmlns=\"http://www.w3.org/2000/svg\"><path fill=\"white\" fill-rule=\"evenodd\" d=\"M2 0H0L1 2ZM4 1V0H3ZM8 1V0H7ZM13 1V2H12ZM8 1V5H10L9 10L12 7H19V4L14 5L17 0ZM26 7L19 12V21L12 22L11 17L8 18L5 11L0 10V22L2 24H6V21H10L12 23V29L14 33L18 36L25 35L34 37L35 40H38V43H41L44 38H46L55 26L61 21L62 17L65 13L71 8L72 3L75 1L79 2L82 0H26ZM72 2V3H71ZM9 7V6H8ZM17 12V10H14ZM4 13V14H3ZM22 13V14H21ZM13 17V16H12ZM8 23V24H9ZM10 29V30H12ZM37 36L39 38H37ZM40 39V40H39Z\"/></svg>",
  "mask_w": 264,
  "mask_h": 264
}]
</instances>
